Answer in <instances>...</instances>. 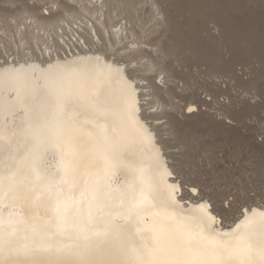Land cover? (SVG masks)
<instances>
[{
  "label": "bare ground",
  "instance_id": "obj_1",
  "mask_svg": "<svg viewBox=\"0 0 264 264\" xmlns=\"http://www.w3.org/2000/svg\"><path fill=\"white\" fill-rule=\"evenodd\" d=\"M72 1L77 6L55 1L57 12L52 8L42 15L25 4L21 12H6V5L13 6L15 1H3L5 9L0 1V31L15 29L30 51L12 53L6 59L0 55V237L19 249L41 242L61 246L66 239L71 242L69 235L74 237L76 228H84L94 241L103 240L106 232L110 248L134 259L166 243L170 229L189 227L199 232L203 213L197 202L203 198L211 201L218 215L207 228L212 238L228 241L249 235L259 244L264 240V205L250 200L229 220L233 202L226 207L222 196L182 167L191 162L201 125L192 122L201 114L199 102L188 103L182 112L172 96L178 85H171L174 68L167 60L179 61L185 52L192 55L197 48L195 41H189L197 39L193 29L185 28L187 37L177 31L183 14L172 1L164 5L153 0L164 29L155 39V50L142 47L148 46L144 31V37L138 36L133 43L136 47L120 54L117 46L131 32L126 26L110 31L107 18L111 7L123 6L122 0H85L89 5ZM213 1L206 8L211 13L208 19L219 27L215 16L227 11ZM201 13L196 16L206 19V11ZM85 15L95 17L90 26L81 20ZM68 30L75 34L76 43L63 40L67 51L58 39ZM34 45H43L45 52L38 54ZM254 62L264 66V60ZM228 65L225 71L232 73L231 79H240L237 68L242 64ZM125 71L132 82L122 75ZM152 73L164 75L160 82L164 87ZM143 80L147 83L141 84ZM130 89H135L131 91L133 121L127 118ZM145 97L157 100V112L148 113L144 106L150 100ZM240 102L245 104V100L234 104ZM39 115L49 116L35 124ZM235 117L226 118L238 125ZM223 126L227 133L237 128L227 122ZM143 132L150 133L146 139ZM77 155L93 163L107 155L110 162L82 163L77 169ZM69 166L72 173L66 174ZM57 201L61 213L68 207L67 224L58 218Z\"/></svg>",
  "mask_w": 264,
  "mask_h": 264
},
{
  "label": "rangeland",
  "instance_id": "obj_2",
  "mask_svg": "<svg viewBox=\"0 0 264 264\" xmlns=\"http://www.w3.org/2000/svg\"><path fill=\"white\" fill-rule=\"evenodd\" d=\"M0 1L3 8L6 6L9 8L6 11L9 13L21 12L23 4L40 15L47 14L48 9L52 8L54 12H57L54 6L55 1L77 6L72 0H14L13 6H5L3 3L5 0ZM83 1L84 4H88L87 0ZM93 1L95 3L96 0L91 2ZM124 1L129 7L123 4ZM124 1H121V5L125 7L120 5L117 6L118 8L113 6L114 9L111 7L113 10L110 8V15L107 18L110 31L126 26L131 32L128 38L117 46V49L120 54H124L136 47L133 43L139 39L138 36L144 37L145 31L147 32L145 42L148 46L143 44L142 47L153 52L155 39L164 31L159 25L161 16L153 7V0ZM159 1L164 5H166L165 1H172L178 11L183 14V17L178 18L179 30L177 31L187 37L188 31H184L185 28L193 29L191 33L196 34L197 38L189 39L191 42L195 41L197 45L192 55L191 52H185L179 61L167 60V63L174 68L175 78L171 85H178L172 96L175 98L174 101L183 107L181 111L184 112L186 105L192 101H197L200 105V116L192 120L201 124L196 130L197 136L191 152L192 159L189 163L181 162L182 167L192 173L193 177L205 181L209 191L222 196L221 200L226 203V207H228V201L233 202V211L228 217L229 220H233L237 212L250 200L264 205V140H262L264 139V66L259 67L254 64V61L258 59L264 60V0H217V4H221L220 6L227 11L223 12L224 16H215L218 24L220 22V28L208 19L211 13L206 8L214 4L213 0L212 2L211 0ZM130 10L134 11V14ZM205 11L206 16L204 14L203 16L206 19H199L196 16L198 12ZM130 14L134 17L131 20ZM81 20L87 24L89 22L90 26L95 17L85 15ZM58 40L67 51L69 48L63 44V40L76 43L75 34L69 30L63 39ZM27 48L28 46L21 40V36L15 29L7 32L0 31V55L5 59L12 53L27 51V54L30 52ZM33 48L41 54L45 52L46 47L34 45ZM229 62L230 65L242 64L237 68L240 79H231L232 73L225 71L229 68ZM262 64L264 65V62ZM134 66L135 64L132 65ZM150 76L158 84L164 77L158 73H152ZM146 83L143 80L141 84ZM184 83L185 86L192 84V88L184 90ZM145 98L150 100V104L144 106L148 113L157 112L159 108L157 100ZM238 100H245V104L241 102L238 105L234 104ZM228 114L232 117L236 116L238 125L226 118ZM164 121L165 119L158 122ZM226 122L237 125V128L228 133L225 132L223 123ZM249 136L254 140L249 139ZM178 150L176 148L175 151Z\"/></svg>",
  "mask_w": 264,
  "mask_h": 264
},
{
  "label": "snow or ice",
  "instance_id": "obj_3",
  "mask_svg": "<svg viewBox=\"0 0 264 264\" xmlns=\"http://www.w3.org/2000/svg\"><path fill=\"white\" fill-rule=\"evenodd\" d=\"M116 72L118 75L121 74L119 65ZM122 75L132 82L131 74L125 71ZM134 90L129 91L127 107L129 121L135 119V109L131 100V91ZM149 134L142 133L145 139ZM109 162L107 155L98 157L94 163L77 155L74 167L78 169L82 163L86 166H98L101 163L107 165ZM173 186L175 194V182ZM93 191L94 193L97 191L95 185ZM180 200H183V196ZM197 207L203 213V227L199 232L193 233L189 227L178 226L170 229L171 235L166 243L152 249L146 255H137L134 259H128L123 252L110 248L106 232L103 240L94 241L86 229L76 228L77 234L74 237L69 235L71 242L61 246L41 242L32 247L19 249L10 239L0 237V264H264V240L256 244L249 235H238L228 241L216 240L207 231L208 225H214L218 218L213 204L210 200L201 198L197 202ZM56 211L61 223L67 224L69 222L67 205L61 213L57 201Z\"/></svg>",
  "mask_w": 264,
  "mask_h": 264
}]
</instances>
